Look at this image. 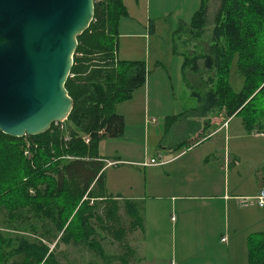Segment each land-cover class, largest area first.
<instances>
[{"label":"trees","instance_id":"1","mask_svg":"<svg viewBox=\"0 0 264 264\" xmlns=\"http://www.w3.org/2000/svg\"><path fill=\"white\" fill-rule=\"evenodd\" d=\"M126 14L122 0L94 1L92 21L77 36L65 82L73 100L66 120L33 136L14 138L0 132V212L8 222L4 228L20 232L0 233V264H60V243H83L101 254L98 230L119 246V264L135 259L129 236L143 231L139 208L120 195L107 194L105 157L98 152L102 139L123 133L125 119L116 113V105L143 87L148 73L144 61L116 57L118 18ZM206 22V0H200L186 28L197 33ZM211 23L203 60L216 79L205 92L195 93L198 106L164 118L163 137L175 138V151L214 130L203 123L213 110L224 109L225 120L239 115L247 133L264 127V0H219ZM235 55L244 77L238 93L228 83ZM25 232L29 235L21 234ZM248 264H264V238L248 240Z\"/></svg>","mask_w":264,"mask_h":264},{"label":"rangeland","instance_id":"2","mask_svg":"<svg viewBox=\"0 0 264 264\" xmlns=\"http://www.w3.org/2000/svg\"><path fill=\"white\" fill-rule=\"evenodd\" d=\"M124 3L127 6L129 16L126 17V14L118 18L116 51L118 48L123 53L125 45L128 47L137 43L136 57L126 60L145 61L148 73L144 88L134 91L131 98H129L130 100L120 102L116 106V113L124 109L127 114L124 126L125 132L123 131L124 136L122 134L120 135L122 137L104 138L101 140L100 147L98 148L100 153L110 160L122 156V158L133 162H149L151 158L159 160L158 155L161 154L160 148L157 147L159 142H162L163 146H171L175 143L174 137H160L164 116L180 113L198 106L199 101L196 94L205 92L216 79L214 72L207 69L204 65L203 55L210 44L213 28L211 22L219 0H206L207 22L204 28L197 33L189 32L186 25L190 22L193 12L199 8L200 0H139L138 6L136 0H124ZM148 7L149 12H147ZM147 15L148 19H146ZM120 20L122 22L126 21L127 24L122 25L120 28ZM119 31L145 35L128 38L125 35H120ZM122 53L120 52V56H123ZM182 61L185 64L183 70L182 66H180ZM228 83L231 90L236 93L242 89L244 84V77L239 73L237 68L236 55L233 57L229 67ZM130 107H137L141 115L133 116L132 112L128 113ZM146 108L148 113L145 116L144 112ZM143 113L144 118H142ZM152 118L154 119L150 121ZM232 119L229 124V138L227 137L224 143L222 132L215 134L213 137L210 136L211 130L225 122L224 109L210 112L206 118V122L203 120V123H210L211 126L208 131L211 132L208 133L205 139L196 143L193 147L186 149V146H183L179 149L178 153H182L181 155L187 154L178 159L169 170L160 172V170L153 167L155 165L138 166L137 164L132 163L130 165L123 162H118L117 165H109L107 164L108 161L105 160L104 180L107 178L109 183L121 185L125 192H128L125 194L139 195L143 194L144 188H146L147 192H153L151 187L153 178L185 181V183L202 178L204 175L193 172V160H204L206 156H210V152L214 148L220 150L217 154L221 156L223 145H226V147L228 145L229 148L237 146L245 148L251 144L264 146V138L254 139L248 135L242 123V118L239 115L232 116ZM142 121L145 122L144 125ZM261 124H264V122ZM141 125L147 129L146 137H143L144 132L142 129L139 132ZM63 126L66 127L67 125L64 124ZM237 127L243 133L242 136L235 134ZM258 127L256 126L252 132H264V127ZM24 155L30 157V154L26 151H24ZM261 158L264 160V153ZM219 159L220 157L217 160ZM245 159L252 160L253 158L247 155ZM208 161L212 162V158L209 157ZM236 167L231 165L226 170L225 180L228 183L229 190L236 177ZM262 171L264 172V169L259 172L258 179H255V177L252 179L249 170H245L244 173L248 181L261 182L264 186V174H262ZM220 175L223 178L222 173ZM260 175L263 176L262 179H260ZM129 183L132 186V190L128 187ZM33 193L34 191L30 189L29 194ZM139 203H142V201H139ZM200 203L196 202V205H200ZM166 218L168 221L172 218L173 221L178 219V215L177 213L167 214ZM7 223V220H4L2 212H0V233H4V236H8V233H13L12 235L20 234V232L4 228V225ZM170 229L175 236V242H170V245L162 249L160 253H156L154 249L148 246L139 247L138 250L143 257L142 262L137 263L133 259L130 261V264H178L177 262L181 264H205L208 260H220L222 264H247L246 259L243 260V257L241 259V251L239 253L238 249V237H236V245L233 249L231 247L228 249V240H230L231 244L234 241L232 225L219 232L221 234L218 237L219 243L212 241L210 247L202 243H198L193 248L189 246L188 250H193V255H189L190 253L180 255L181 246L178 239V227L175 228L171 225ZM191 231L195 232V230ZM98 232L99 236L96 240L99 241L102 247L101 254H97L83 243L74 245L60 243L56 249V255L60 264H119V260L117 259L121 253L119 246L105 232L100 230ZM21 234L29 235L27 232ZM139 240V232H135L129 236L130 244L136 243ZM227 250H231V252L227 253Z\"/></svg>","mask_w":264,"mask_h":264},{"label":"crops","instance_id":"3","mask_svg":"<svg viewBox=\"0 0 264 264\" xmlns=\"http://www.w3.org/2000/svg\"><path fill=\"white\" fill-rule=\"evenodd\" d=\"M122 1L127 11L126 17H128L129 13L127 6L125 5L124 0ZM136 2L138 6L139 0H136ZM148 10L149 7L147 8V12H149ZM195 12H193V14ZM146 19H148V15L146 16ZM121 22L120 28L122 25L127 24L126 21H123L122 24ZM119 34L125 35L128 38L131 36L145 35L135 32L130 34L121 31H119ZM136 49L137 43L128 47L125 45V51H123V53L121 49L117 48L116 57L119 60L134 58L136 57ZM120 52L123 56H120ZM180 66H182L183 70V61ZM141 88H144V86ZM137 90H140V88ZM146 110L147 108L144 112L145 116L148 113ZM129 112H132L131 114H133V116L141 115L138 112L137 107H130L128 113ZM144 113L142 114V118H144ZM118 114L122 115L126 121L127 114L124 109L119 110ZM166 116L168 115H165L164 118ZM153 119L154 118L150 121ZM232 120V117L225 120L223 124L211 132L210 136L213 137L215 134L222 132L223 142L225 143L227 137L229 138V124ZM142 123L144 125L145 122L142 121ZM140 129L144 132L143 137H146L147 129L142 125L139 128V132ZM124 132L122 133L123 135L121 134L122 136H124ZM235 134L237 136L243 135V133L240 132L239 127H237V132ZM248 135L254 139L264 138V132L257 131L248 133ZM160 137H163V132ZM100 143L101 141L99 142V147ZM194 145L186 147V149L193 147ZM157 147L161 150L160 153L162 155L159 154L158 159L161 160L162 163L153 167L160 170V172L171 169L178 159L187 154L184 153L181 155L182 153H178L179 149L176 151L172 150L171 146H163L162 142H159ZM219 151L220 150H217V148H214L212 152H210V156H206L204 160H193V172L204 175L202 178L188 181V183H185V181L153 178L151 181L153 192H147L146 188H144L143 194L128 195L125 194L128 192H125L121 185L109 183L107 178L104 180L107 194L120 195V197L128 199L131 202H135L139 208L142 217L143 231H135L140 233V240L136 243H131L132 247L136 250L135 262H142L143 257L138 250L139 247L148 246L149 248L154 249L156 253H160L162 249H165L170 245V242H175V236L170 229L171 225L175 228L178 227V239L181 246L180 255H183V253L186 255L189 253V255H193L194 251H189L188 248L189 246L193 248L198 243H202L207 247H210V243L212 241H217L219 243L218 237L221 235L219 232H222V230L226 229V227L229 228L230 225H232V235H234V241L231 244L230 240H228V249L230 247L233 249L236 245V237H238V249L239 253L241 251V259L242 257L243 260L246 259V263L248 264V240L253 237L264 238V208L258 207L254 201L242 205L240 200L244 197H254L258 194L260 189H264L261 182L255 183L253 180L248 181L244 173L245 170H249L251 172L252 179L253 177H255V179L259 178V172L264 169V160L261 158L264 153V146L251 144L249 147L246 146L245 148L239 146L229 148L228 145L227 147L226 145H223L221 156L217 154ZM98 152L100 156L105 157L100 153L99 148ZM247 155H250L253 159H245ZM209 157L212 158V162L208 161ZM219 157L220 159L217 160ZM105 160L108 161L107 164L109 165H117L118 162H123L130 165L133 163L139 166L144 163L133 162L126 158H122V156H118V158H114L113 160L105 157L104 161ZM231 165L237 167L235 171L236 177L234 178V183L230 186L229 190L228 183L225 180V174L226 170L229 169ZM221 173L223 178H221ZM262 174H264L263 171ZM262 178L263 176L260 175V179ZM128 187L132 190L130 183L128 184ZM139 201H142V203H139ZM196 202L201 203L200 205H196ZM174 213H177L178 219L172 221L171 218V220L168 221L166 215ZM191 230H195V232H192ZM230 252L231 250H227V253ZM177 263L181 264L180 262ZM205 264H222V261L208 260Z\"/></svg>","mask_w":264,"mask_h":264},{"label":"water","instance_id":"4","mask_svg":"<svg viewBox=\"0 0 264 264\" xmlns=\"http://www.w3.org/2000/svg\"><path fill=\"white\" fill-rule=\"evenodd\" d=\"M94 1L0 0V132L33 136L67 119L65 82Z\"/></svg>","mask_w":264,"mask_h":264},{"label":"built area","instance_id":"5","mask_svg":"<svg viewBox=\"0 0 264 264\" xmlns=\"http://www.w3.org/2000/svg\"><path fill=\"white\" fill-rule=\"evenodd\" d=\"M86 142L88 141L87 138L84 139ZM162 163L161 160H155L154 158H151L149 160V162H144L142 163L143 166H147V165H160ZM254 201L256 203V205L260 208H264V189H260V191L258 192V194L254 197H244L242 200H240V203L242 205L248 204L251 201ZM223 240V238H222Z\"/></svg>","mask_w":264,"mask_h":264}]
</instances>
